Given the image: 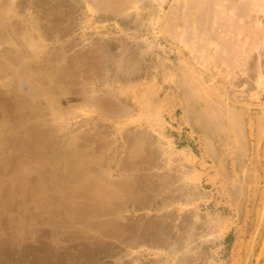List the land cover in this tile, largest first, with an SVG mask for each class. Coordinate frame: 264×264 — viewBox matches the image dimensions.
Here are the masks:
<instances>
[{"label": "rangeland", "instance_id": "374dc122", "mask_svg": "<svg viewBox=\"0 0 264 264\" xmlns=\"http://www.w3.org/2000/svg\"><path fill=\"white\" fill-rule=\"evenodd\" d=\"M264 0H0V264H256Z\"/></svg>", "mask_w": 264, "mask_h": 264}, {"label": "water", "instance_id": "95a60500", "mask_svg": "<svg viewBox=\"0 0 264 264\" xmlns=\"http://www.w3.org/2000/svg\"><path fill=\"white\" fill-rule=\"evenodd\" d=\"M256 264H264V246H263V250L259 256L258 261L256 262Z\"/></svg>", "mask_w": 264, "mask_h": 264}, {"label": "bare ground", "instance_id": "6f19581e", "mask_svg": "<svg viewBox=\"0 0 264 264\" xmlns=\"http://www.w3.org/2000/svg\"><path fill=\"white\" fill-rule=\"evenodd\" d=\"M263 250V249H262ZM260 256V255H259Z\"/></svg>", "mask_w": 264, "mask_h": 264}]
</instances>
